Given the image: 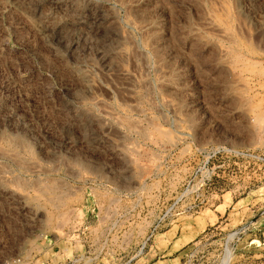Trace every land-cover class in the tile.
Wrapping results in <instances>:
<instances>
[{
    "label": "rangeland",
    "instance_id": "374dc122",
    "mask_svg": "<svg viewBox=\"0 0 264 264\" xmlns=\"http://www.w3.org/2000/svg\"><path fill=\"white\" fill-rule=\"evenodd\" d=\"M0 264H264V0H0Z\"/></svg>",
    "mask_w": 264,
    "mask_h": 264
},
{
    "label": "bare ground",
    "instance_id": "6f19581e",
    "mask_svg": "<svg viewBox=\"0 0 264 264\" xmlns=\"http://www.w3.org/2000/svg\"><path fill=\"white\" fill-rule=\"evenodd\" d=\"M209 20H211V19H209ZM217 20H218V19H217ZM206 21H208V20H206ZM208 22H209V21H208ZM208 22H207V24H208ZM210 22H211V21H210ZM210 22H209V24H210ZM212 22H214V21H212ZM212 22H211V23H212ZM259 22H260V21H259ZM215 23H217V22H215ZM215 23H212V25L214 26V28H213V26L211 25V26H212V29H213L214 32H215L216 30H218V31H220V32L223 31V30H225V29L221 28V26H219V24H220L219 22H218L219 24H215ZM222 23H223V22H222ZM203 24H204V23H203ZM207 24L205 23L204 25H207ZM209 26H210V25H209ZM207 27H208V26H207ZM208 28H210V27H208ZM208 28H207V30H208ZM210 29H211V28H210ZM214 29H215V30H214ZM222 29H223V30H222ZM227 30H228V29H227ZM227 30H226V31H227ZM199 33H200V32H199ZM216 33H217V32H216ZM218 33H219V32H218ZM224 33H226V32L224 31ZM227 33H228V35H229V30L227 31ZM219 34H220V33H219ZM219 34H218V35H219ZM230 35H231V34H230ZM219 36H220V35H219ZM222 36H223V32H222ZM224 36H225V34H224ZM224 36H223V37H224ZM220 37H221V36H220ZM226 38H228V36H227ZM229 38H230V37H229ZM207 40H208V39H207ZM224 47H225V46H224ZM226 47H227V46H226ZM230 48H231V47H230ZM223 50H226V49L224 48ZM223 50H222V48H221V52H222ZM221 52H220V53H221ZM224 52H225V53H224ZM224 52H223V55H222V56H224V54L227 55V53H228V52L226 53V51H224ZM119 53H120V52H119ZM221 54H222V53H221ZM238 56H239V54H238ZM231 57H232V56H230V58H231ZM241 57H242V56H241ZM236 58H238V57H236ZM238 60H239V59H238ZM228 62H229V61H227V63H228ZM228 64H229V63H228ZM122 70H123V71L121 72L122 76H123L125 79H131V75L129 74V71H127V69L125 70L124 68H123ZM234 70H235V69H234ZM238 72H239V71H238ZM163 73H165V72H163ZM121 74H120V75H121ZM233 74H234V73H233ZM237 74H238V73H237ZM237 74H235V75H237ZM122 76H121V77H122ZM238 77H239V76H238ZM124 78H123V79H124ZM125 79H124V80H125ZM233 80H236V79H233ZM125 81L128 82L129 80H128V81L125 80ZM237 81H238V80H237ZM126 85H127V84H126ZM129 85H130V84H129ZM129 88H130V87H129ZM129 90H130V89H129ZM132 93H133V92H132V89H131V94H132ZM129 96H131V95H129ZM132 96H133V95H132ZM92 98H93V97H92ZM94 99H95V98H94ZM143 129H144V128H143ZM145 134H146V133H145ZM20 144H22V143H20ZM33 169H34V168H33ZM46 170H47V169H46ZM17 185H18V184H17Z\"/></svg>",
    "mask_w": 264,
    "mask_h": 264
}]
</instances>
